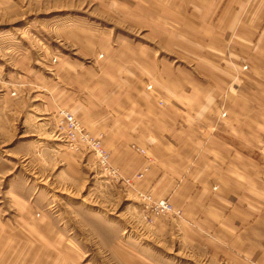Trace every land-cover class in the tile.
<instances>
[{"label": "crops", "instance_id": "0c3cea01", "mask_svg": "<svg viewBox=\"0 0 264 264\" xmlns=\"http://www.w3.org/2000/svg\"><path fill=\"white\" fill-rule=\"evenodd\" d=\"M65 1L112 26L63 28L84 60L50 66L54 106L101 139L129 196L180 211L159 233L214 264H264V0Z\"/></svg>", "mask_w": 264, "mask_h": 264}, {"label": "rangeland", "instance_id": "374dc122", "mask_svg": "<svg viewBox=\"0 0 264 264\" xmlns=\"http://www.w3.org/2000/svg\"><path fill=\"white\" fill-rule=\"evenodd\" d=\"M92 3L0 0V264H214L144 219L110 162L103 169L63 139L62 112L88 130L54 106L51 67L71 54L84 60L62 42L63 28L112 26ZM37 86L47 115L31 102Z\"/></svg>", "mask_w": 264, "mask_h": 264}, {"label": "built area", "instance_id": "2783aa9c", "mask_svg": "<svg viewBox=\"0 0 264 264\" xmlns=\"http://www.w3.org/2000/svg\"><path fill=\"white\" fill-rule=\"evenodd\" d=\"M149 88V87H148ZM224 115V114H223ZM62 132L64 135V141L70 146V148L76 152H82V150H89L92 152L95 158L101 160L103 169H109V155L103 149L101 142L95 139L88 132L85 131L83 126H80L74 116L68 112H62ZM135 150L144 155V151L135 148ZM115 175V172H111ZM140 201L142 203V211L145 212L144 219L150 221L156 220L163 215L179 216L180 211H176L173 205L167 199L154 200L149 193L139 194Z\"/></svg>", "mask_w": 264, "mask_h": 264}, {"label": "bare ground", "instance_id": "6f19581e", "mask_svg": "<svg viewBox=\"0 0 264 264\" xmlns=\"http://www.w3.org/2000/svg\"><path fill=\"white\" fill-rule=\"evenodd\" d=\"M103 147V146H102ZM104 149V148H103Z\"/></svg>", "mask_w": 264, "mask_h": 264}]
</instances>
